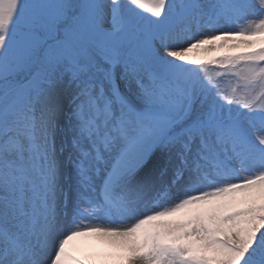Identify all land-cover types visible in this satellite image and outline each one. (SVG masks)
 Wrapping results in <instances>:
<instances>
[{"label": "snow or ice", "instance_id": "6c2138e0", "mask_svg": "<svg viewBox=\"0 0 264 264\" xmlns=\"http://www.w3.org/2000/svg\"><path fill=\"white\" fill-rule=\"evenodd\" d=\"M0 264H264V0H0Z\"/></svg>", "mask_w": 264, "mask_h": 264}, {"label": "rangeland", "instance_id": "374dc122", "mask_svg": "<svg viewBox=\"0 0 264 264\" xmlns=\"http://www.w3.org/2000/svg\"><path fill=\"white\" fill-rule=\"evenodd\" d=\"M190 55L196 56L197 54H196V53H192V54H190Z\"/></svg>", "mask_w": 264, "mask_h": 264}, {"label": "bare ground", "instance_id": "6f19581e", "mask_svg": "<svg viewBox=\"0 0 264 264\" xmlns=\"http://www.w3.org/2000/svg\"><path fill=\"white\" fill-rule=\"evenodd\" d=\"M76 243H79V241H77Z\"/></svg>", "mask_w": 264, "mask_h": 264}]
</instances>
